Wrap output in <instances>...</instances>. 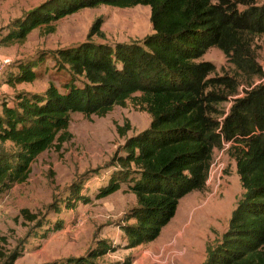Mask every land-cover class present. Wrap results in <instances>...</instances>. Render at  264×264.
Here are the masks:
<instances>
[{
	"label": "trees",
	"instance_id": "1",
	"mask_svg": "<svg viewBox=\"0 0 264 264\" xmlns=\"http://www.w3.org/2000/svg\"><path fill=\"white\" fill-rule=\"evenodd\" d=\"M100 6L149 7L153 33L114 47L85 42L62 50L59 56L73 77L65 92L52 85L43 95H19L14 106L3 105L0 142L12 149H0V192L25 183L42 153L70 140L73 114L103 117L136 100L151 124L126 141L124 154L114 158L119 171L97 195L105 198L127 183L136 196V224L126 228L130 247L159 238L180 201L205 189L215 151L229 144L245 192L203 264H264V84L236 99L224 115L217 109L227 100L220 89L235 94L236 88L232 80L212 77L215 66L202 60L217 48L243 74H256L259 69L248 57L245 40L264 35V5L256 0H49L1 43L24 42L42 24ZM92 32H100L99 23ZM35 67L20 65L14 82L35 81ZM79 78L82 86L75 84ZM70 200L68 209L88 201L79 193ZM23 214L32 221L27 211ZM107 252L101 246L89 258L64 264H95ZM19 255L0 247V264H15Z\"/></svg>",
	"mask_w": 264,
	"mask_h": 264
},
{
	"label": "rangeland",
	"instance_id": "2",
	"mask_svg": "<svg viewBox=\"0 0 264 264\" xmlns=\"http://www.w3.org/2000/svg\"><path fill=\"white\" fill-rule=\"evenodd\" d=\"M48 1L0 0V115L3 105L14 106L19 95H43L52 85L65 92L73 77L60 51L85 42L112 47L130 44L153 33L149 7L100 6L42 24L24 42L1 43ZM256 3L262 6L264 0ZM96 23L100 24L98 34L92 32ZM245 42L248 57L259 69L256 74H243L217 48L202 58L215 66L212 77L232 80L236 88L235 94L226 87L220 89L227 95L217 107L224 115L236 99L264 84V35L247 36ZM29 64H36L35 81L14 82L18 67ZM81 81L79 78L75 84L82 86ZM151 120L136 100L103 117L72 115L70 140L57 142L42 153L25 183L0 192V247L20 254L15 264H64L89 258L101 246L108 252L95 259V264H203L208 259L207 250L222 239L245 192L236 163L229 156V144L215 151L205 189L185 196L174 218L151 243L137 248L129 245L126 228L136 224L138 203L127 183L105 198L97 197L100 188L119 171L114 165L116 155H123L126 141L148 129ZM0 149L10 151L12 145L0 142ZM75 193L88 201L68 209L66 202L72 201Z\"/></svg>",
	"mask_w": 264,
	"mask_h": 264
}]
</instances>
